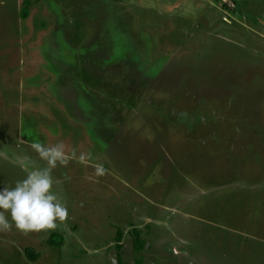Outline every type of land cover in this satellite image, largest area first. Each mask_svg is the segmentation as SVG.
<instances>
[{
  "label": "rangeland",
  "instance_id": "obj_1",
  "mask_svg": "<svg viewBox=\"0 0 264 264\" xmlns=\"http://www.w3.org/2000/svg\"><path fill=\"white\" fill-rule=\"evenodd\" d=\"M26 1L0 0V189L48 167L33 142L87 163L51 171L55 229L5 213L0 264H264V0Z\"/></svg>",
  "mask_w": 264,
  "mask_h": 264
},
{
  "label": "clouds",
  "instance_id": "obj_2",
  "mask_svg": "<svg viewBox=\"0 0 264 264\" xmlns=\"http://www.w3.org/2000/svg\"><path fill=\"white\" fill-rule=\"evenodd\" d=\"M31 147L41 159L47 161L48 167L30 172L26 179L17 181L11 189H0V232L13 227L5 215L7 212H10L15 227L22 231L55 229L57 220L63 222L68 218L67 208L58 202L52 192L51 171L58 163L67 166L73 159L86 164L87 157L83 154L77 157L75 150L69 155L63 143L47 147L40 142H33ZM104 171L102 165L96 167L98 176L103 175Z\"/></svg>",
  "mask_w": 264,
  "mask_h": 264
},
{
  "label": "trees",
  "instance_id": "obj_3",
  "mask_svg": "<svg viewBox=\"0 0 264 264\" xmlns=\"http://www.w3.org/2000/svg\"><path fill=\"white\" fill-rule=\"evenodd\" d=\"M31 3H32V2H31L30 0H27V1H26V7L24 8V10H23V14H22L23 18H25V19H27L28 16H29ZM120 238H121V237H120ZM50 244L53 245V246H59V245H60L59 243L55 242L54 240H51V241H50ZM60 246H61V245H60ZM119 247H120V246H119ZM119 259H120V263H121V264H126V263H123V262H122V258H121V256L119 257ZM136 264H141V262L138 261Z\"/></svg>",
  "mask_w": 264,
  "mask_h": 264
}]
</instances>
